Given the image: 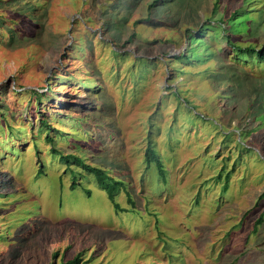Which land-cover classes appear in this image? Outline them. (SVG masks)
<instances>
[{
  "label": "rangeland",
  "instance_id": "374dc122",
  "mask_svg": "<svg viewBox=\"0 0 264 264\" xmlns=\"http://www.w3.org/2000/svg\"><path fill=\"white\" fill-rule=\"evenodd\" d=\"M216 24L264 50V0H0V264H264V61Z\"/></svg>",
  "mask_w": 264,
  "mask_h": 264
},
{
  "label": "trees",
  "instance_id": "16d2710c",
  "mask_svg": "<svg viewBox=\"0 0 264 264\" xmlns=\"http://www.w3.org/2000/svg\"><path fill=\"white\" fill-rule=\"evenodd\" d=\"M154 1L156 2L157 0H154ZM153 5H154V2L153 3H150L148 5V9H150ZM237 15H238V11H233V12L230 13L229 18L225 21V23H227L228 28L230 30L233 29V26L235 25L234 24V22H235V16H237ZM147 18H149V13L147 15ZM203 33L205 35L209 34L210 36H217L218 35L221 38H224L225 44L230 47V49L232 50V52L234 53V55H235V52H237L238 56L239 57H242V58H248L250 55H256L260 59V61H264V50L263 51L256 50L253 46L242 47L241 45L235 43L232 40V38H231L230 35H226V32H225L224 29H219V25L218 24L214 25L212 28H211V26L208 27V29H206L205 31H203ZM203 33H202L201 36H203ZM191 39H192V37H191ZM34 94H35V97L38 99L39 96H36V95H39V92H37V93L34 92ZM35 97H34V100L33 101H35ZM3 115L4 114L1 113V111H0V117H3ZM1 121H5V120L3 119ZM42 122L43 121H41V123ZM45 137H46V139L48 141L51 140L53 142V139H51L48 134ZM149 152H150V148H148L147 151H146V153H145L146 154V159H147V162L148 163L150 162V158H148V156H147ZM62 155H64L65 157H71L72 158L71 159L72 160L71 163H75L77 165H83V166H85V168L88 171L93 172V174L95 175V177L99 181L102 182V179L104 177L103 170L102 169H100L98 167L91 166V165H89L87 163H84L82 161V159L80 157L76 156V155H72L70 153L69 154H62ZM38 163H41L42 164L41 167H43V163L44 162H42L41 160H39ZM41 167H39L40 171H41ZM261 217H262V214H260L259 217H258V219H256L255 225L259 223V221L261 220ZM56 255H57V253H54V254H52V257L55 258ZM79 259H80L79 258V255H75L73 258H71V259H69V260H67L65 262H62L60 264H77V262L79 261ZM47 264H52V262H49Z\"/></svg>",
  "mask_w": 264,
  "mask_h": 264
},
{
  "label": "bare ground",
  "instance_id": "6f19581e",
  "mask_svg": "<svg viewBox=\"0 0 264 264\" xmlns=\"http://www.w3.org/2000/svg\"><path fill=\"white\" fill-rule=\"evenodd\" d=\"M141 20V19H140ZM58 258V257H57Z\"/></svg>",
  "mask_w": 264,
  "mask_h": 264
}]
</instances>
